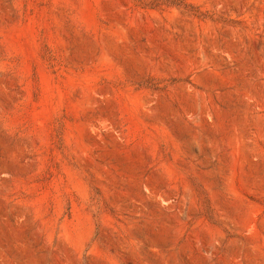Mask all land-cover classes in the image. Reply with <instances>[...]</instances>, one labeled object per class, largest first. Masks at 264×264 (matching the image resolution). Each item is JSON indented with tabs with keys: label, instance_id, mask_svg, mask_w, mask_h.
I'll use <instances>...</instances> for the list:
<instances>
[{
	"label": "rangeland",
	"instance_id": "rangeland-1",
	"mask_svg": "<svg viewBox=\"0 0 264 264\" xmlns=\"http://www.w3.org/2000/svg\"><path fill=\"white\" fill-rule=\"evenodd\" d=\"M0 264H264V0H0Z\"/></svg>",
	"mask_w": 264,
	"mask_h": 264
}]
</instances>
